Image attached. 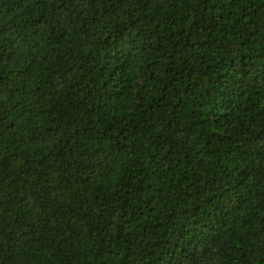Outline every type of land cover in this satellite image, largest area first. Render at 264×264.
<instances>
[{
    "label": "trees",
    "instance_id": "1",
    "mask_svg": "<svg viewBox=\"0 0 264 264\" xmlns=\"http://www.w3.org/2000/svg\"><path fill=\"white\" fill-rule=\"evenodd\" d=\"M0 264H264V0H0Z\"/></svg>",
    "mask_w": 264,
    "mask_h": 264
}]
</instances>
